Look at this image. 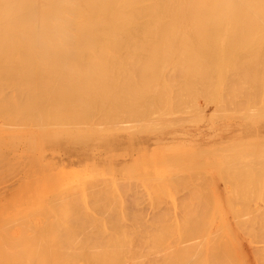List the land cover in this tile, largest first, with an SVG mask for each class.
<instances>
[{"label":"bare ground","instance_id":"obj_1","mask_svg":"<svg viewBox=\"0 0 264 264\" xmlns=\"http://www.w3.org/2000/svg\"><path fill=\"white\" fill-rule=\"evenodd\" d=\"M230 120L235 122H230ZM235 128L238 129L237 133L241 132L242 135L246 133L255 134L253 140L264 139V0H0V157L2 158L5 155L2 154L10 151L11 148L16 150L17 147L21 146L22 149L10 159L7 158L5 161L1 159L0 166L3 163L7 169L13 158L17 156L23 155L24 158H28L24 154L25 151L33 150L35 147H55L60 148V151L62 149V153L48 151L49 161L44 163L45 167L38 168L36 166L38 168L35 167L36 170H33L31 166L26 168L24 179L26 180L28 177V180H31L27 181V188L30 187V184V188H32V181L36 179L35 177L47 173L58 165L61 167V164H74L92 158L94 162L97 155H102V157H98L100 159H108L112 162L118 160L113 154V151L117 149L127 150L126 155L131 156L133 153L143 150L144 145L151 143H169L177 140V137L181 135L184 139L195 135L198 139L206 138L208 140ZM122 132L125 135H122ZM134 132L137 133L134 134ZM182 139L180 138L179 141ZM179 141L177 140V142ZM241 143H243L241 148L244 146L248 148L246 143V145L244 142ZM230 146L227 149L231 148L230 150H232L233 145ZM244 149L246 151V148ZM249 149L246 152L238 150L229 153L228 156L231 155L229 157L223 156L224 151L222 155L218 154L219 152L201 155L211 159L210 162H204L207 167L210 166L217 170L220 168L223 172L227 171L223 169L225 166H227L225 169L228 168L229 170L230 168L228 172L236 168V171H233L235 173L233 175L230 173V175L236 179L238 177L237 181H239L243 177L246 180L248 173L250 174L248 172L245 176L243 172L240 174L239 169H237L238 164L243 162L244 154L251 153L255 148H252L251 151ZM236 152L244 154L236 157ZM262 152H260L262 158H256V161L250 156L251 159L255 163L261 162V159H264ZM256 154L258 155V153ZM188 157L192 158L193 155H181V157L179 154L174 155V160H171L167 167L173 170L180 166L182 158ZM223 158L225 160L222 163L225 166L222 167L219 161ZM19 161L21 163L22 160ZM27 161L25 163L24 160L23 164L27 165L28 163L30 165ZM244 162L246 164V161ZM217 164H220L219 167ZM230 164L234 166L232 167ZM197 166L200 167V165ZM239 166L241 165L239 164ZM252 166L248 169L250 170ZM260 166L264 167L262 164ZM14 168L16 169V166ZM243 169L245 170V167ZM257 169L259 171V168ZM159 170L163 172L162 168ZM131 171L132 174L137 173L136 168L131 169ZM165 171L166 174H170L167 169ZM199 171L196 172L199 173ZM201 171L198 178H201L200 181H202L203 177V181H206L207 174L204 175ZM258 171L254 175H259ZM147 172L148 177V173L152 170ZM191 172L194 171L190 170L189 173L192 174ZM196 172H194L195 176L197 175ZM220 172L222 173V171ZM176 173L175 176L177 177L180 173ZM236 173L238 176H234V174L237 175ZM230 175L225 177L228 178ZM252 176L253 174H250V179ZM6 178L4 177V179ZM142 178L146 179L144 176ZM163 178L165 177H162V181ZM188 178L190 179V177ZM191 178L194 180V177L191 176ZM95 179L91 181L90 178L86 183V187H88V190L86 189L84 192L86 196L81 195L80 188L76 183L73 185H77L78 189L73 187L75 191L69 193L70 190L65 182L59 185L55 183L56 185H53L51 189H43L44 191L40 196L34 192L37 194V199L32 198L39 203L40 209L31 206L29 211L28 207V210H25L28 211V213L25 212L26 214L17 211V205L25 201H22V198L27 188L22 192L19 190L21 194L18 200L14 198L18 191H13L10 195L3 191L7 197L10 198L11 196L18 202L17 205H14V200H12L14 204L10 200L5 201V203L13 204L14 206H10L16 209L17 214H25L22 217L16 216V212H14L15 215L10 214L18 217L17 219L13 216L9 218H14L13 224L14 222L19 224L18 229L19 226L23 225L21 222L23 218H27L29 213V216L32 213H38L41 218L39 217L37 220L32 215L29 218L36 220L33 221L34 224L27 222L29 224L26 225L25 230H22L25 225L21 226V231L16 234L11 232L10 228L13 226L9 228L11 234H9L10 232L7 233V228V232L4 231L5 229L0 231V264H243L242 256L239 255L234 244L237 237L234 238L230 231L224 229L225 225L228 224H225L223 220L218 221L219 223L215 226L212 221L213 218L206 220L196 217L198 220L192 219L193 221H190L186 217L188 221L183 218L185 222H182L184 224L182 227V223L180 224L179 221L180 217L177 216L181 226L178 229L181 230L178 231L177 229V233L174 234L165 228V233L160 232L165 236L160 235V229L163 230V226H168H166L167 221L173 222L166 218L162 219L163 221L166 220L164 223H159L160 218L165 213L160 210L162 208H158L159 201H154L157 202L156 210L159 209L163 215L157 216L160 213L158 211L155 213V217L149 215L153 220L154 218L157 220L162 226L161 228L155 227V225L151 226L152 221L150 222L151 219H148L149 215L146 218L150 222L146 221L150 224L149 228L146 224L144 227L140 226L141 223L146 222H142L140 218L136 219L137 214L134 215L135 217L131 216L136 220H133L134 223L131 222L130 225V221H126L129 217L125 210L124 214L128 217L126 218L122 214L123 218L126 219L125 222L132 228H137L134 229L135 233L138 232V227H140L139 231L145 232L144 234H137L138 236L134 232L132 234V228L130 227V229L129 225L123 223L121 215L112 212L118 206L115 195H110L104 186H101L104 187V191L103 188L100 190L101 187L98 186L101 179L105 181L107 178L95 177ZM127 179L129 178L127 177ZM231 179L233 180L231 188L233 185H236L237 188L240 182ZM258 179L260 180L259 177ZM120 180L121 185L120 181L118 183L121 187L126 178ZM182 180L184 181V179ZM244 180L243 183L246 182ZM104 181H102L103 185L108 181L110 183L109 186H106L107 188L113 184L110 180ZM197 181L195 185L192 183L194 186H186L193 189L197 185ZM11 182H16V179L14 178ZM89 182H93V185ZM158 183L160 184V181ZM202 183L198 185L203 186ZM230 183H232L231 180ZM163 184L162 182L161 187L165 186ZM241 184L239 187H243ZM94 185L100 188L97 189ZM155 185L152 184L154 187ZM205 185L207 186V184ZM69 186L72 188L71 185ZM206 186L201 187V189L206 188ZM86 187L84 185V188ZM5 188L7 187H4L3 190ZM30 188L28 190H31ZM90 189L94 191H90ZM156 189L159 190V187ZM106 190L108 194H106ZM113 190L115 189L113 188ZM160 190L162 189L160 188ZM125 191L128 190L125 189ZM125 191L124 193H126ZM206 191L209 192L205 189L204 194H202L203 191L200 194L205 195ZM243 191L244 189L240 194ZM132 193L134 196V192ZM89 194L97 200L94 203H89L93 207L90 205L92 209L87 210L86 203L90 201L89 198L93 199ZM127 194L125 196H128ZM139 194L137 192V196ZM152 194L154 196L155 193ZM31 195L33 196V194ZM197 195H189L192 196L189 197L191 204L192 198L197 201ZM251 196L249 195V197ZM26 197L24 196L25 199ZM117 197L119 200V196ZM239 197L243 200L241 195ZM242 197H244L243 194ZM2 198L4 197L2 196ZM30 198L26 199L28 203L34 202ZM261 200L264 199L261 198ZM204 201L205 199L202 201L201 209L204 204L205 206L209 204L207 200V204ZM146 202L148 201L146 200ZM179 202L177 203L180 208L185 206L184 202L187 205L190 203L183 199L181 206L182 202L181 204ZM28 203L23 204H26L27 207ZM89 204L88 207L91 208ZM4 205L2 204V206ZM123 205L126 206L127 204ZM21 206L19 205L20 208H22ZM255 206L258 207H254L252 211L258 208L257 210L262 214L259 209L260 205ZM5 207H3L4 210L7 209ZM140 207L142 208V206ZM189 207L191 209V206ZM261 207L264 210V205ZM3 209L2 213L6 212ZM182 209H188V206ZM192 209H194V205ZM192 209L191 211H194ZM238 209L240 208L238 207ZM91 210L92 212H90ZM132 210L131 212H134ZM176 211L175 213H178ZM191 211H189L190 214ZM239 211L241 215L248 212ZM183 212L187 214L186 216L190 215L186 210ZM205 212L206 215H204L208 216L212 211L210 210L208 214L206 210ZM231 212L233 211L231 210ZM224 213L223 211L222 214ZM239 213L238 216L240 217ZM115 214L118 216L119 222L115 219V217L117 218ZM251 215L253 216V214ZM248 216L247 220H244L243 217L241 219L238 217L236 220L234 219L236 215L232 219L237 221L236 224L239 226H247L244 228L249 230L256 228L255 236H260L261 232V235H264V221L256 218L259 220V224L258 221H252V216L251 218L250 215ZM191 217L189 216L190 219ZM29 218H27L28 221H30ZM131 218L129 220H132ZM19 220H21V224L18 223ZM137 220L139 223L137 226H139L135 227ZM6 221L8 222V219ZM3 222L5 223V220L0 218V224ZM178 222L175 220V224ZM252 222L258 223L260 227H251ZM158 223L156 225H159ZM171 223H169L170 228ZM6 225L10 226L7 223ZM171 225L174 226V223ZM177 225L172 226V229L175 230ZM233 225L235 224L233 223ZM2 226L6 227L5 225ZM125 228L126 230H124ZM257 228L260 232L257 231ZM231 230L234 233L232 234L235 235L236 230ZM249 230H246L247 233L251 231V234L254 235L253 230ZM255 236L252 238H257ZM262 238L264 237L261 236ZM135 239L139 241L135 243ZM261 239L259 238L260 241H264ZM169 242L171 245L173 244L172 247ZM142 244H144V249H141ZM261 248H264V244L260 245ZM261 255V258L264 257V254Z\"/></svg>","mask_w":264,"mask_h":264},{"label":"rangeland","instance_id":"obj_2","mask_svg":"<svg viewBox=\"0 0 264 264\" xmlns=\"http://www.w3.org/2000/svg\"><path fill=\"white\" fill-rule=\"evenodd\" d=\"M230 122H235L234 120H230ZM199 125H201V124H199ZM200 127V126H199ZM98 128V127H97ZM96 128V129H97ZM98 129H100V128H98ZM237 131H238V129L237 128H235V129H233V130H231V131H228L227 133H225V134H223V135H221V136H218V137H215V138H209L208 140H206V138L205 139H203V138H200V139H198V137L197 136H195V135H191V138H187V139H184V137L181 135V136H178L177 137V140L179 141V139L180 138H183L181 141H179V142H177V140H174V141H170L169 143L168 142H163V143H154V144H148V145H144V147H143V150H141V151H138V152H135V153H133L131 156H127L126 154H127V150H122V149H117V150H115V151H113V154L115 155V158H118V160H113L112 162L111 161H109L108 159H100V158H98V157H102V155H97V158H96V160L93 162V158L92 159H89V160H81V161H79V162H77V163H74V164H61V167L58 165L57 167H53L52 169H50V171H48L47 173H44V174H42V175H40V176H38V177H35L36 179L35 180H33L32 178V182H33V186H32V188H30L31 187V184L29 185L30 187H28V188H30L31 190H28V188H27V185H28V183H27V181L29 182V181H31V180H28L29 178L27 177L26 178V180L24 179L25 178V172L27 171V169L31 166L32 167V169L33 170H36V166H38V168L39 167H41V168H43V167H45L44 165V163H46V162H48L49 161V157H48V154H49V152H52V151H54V152H61L62 153V149H61V151H60V148H55V147H48V148H45V147H42V148H40V147H35L33 150H31V149H29V150H26L25 151V156H27L28 158H24V156L22 155V156H17V157H15V158H13V161L11 162V164L10 165H8V167H7V169H6V166L5 165H3V163H2V165L0 166V199L2 200L1 202H0V208H2L3 209V207H5V206H9V207H5V208H7V209H9L8 211H7V209H3V211H6V212H4V213H2V209H0V218H3V220H5V223L3 222L2 224H0V231L1 230H4L5 232H7L6 231V228L8 229V232L7 233H9L10 232V229L12 230L11 232H14L13 234H16V233H19L20 231H21V226L23 227L24 225V227L22 228V230H25V227H27L26 225L27 224H29V223H27V222H30V223H32V224H34L33 223V221L35 220V219H39V217L41 218V216H40V214H31V216H29L30 215V213H29V215H27V218H31L32 217V215H33V217L35 218L34 220H32V219H30L29 218V220L30 221H28V219L25 217V218H23V220H22V218H21V220H19V222L18 223H20V221L21 222H23L22 224L23 225H21V226H19V229L17 228L18 227V225H17V223L16 222H14V224L12 223V220L14 219V218H12V219H9L10 218V216H13V215H10L11 213L12 214H14V212H16V209H14V208H12L11 206H14V205H17L16 203H18V202H16L15 200H14V198L16 199V200H18V198H19V195L21 194V192H22V190H24L25 188H27L26 190V192H24V196L26 197V196H28V194L29 193H31V194H33V196L31 195H29L28 197H26V199L28 200L29 198H30V200H32L33 198L32 197H34V199H37V194L35 193L34 194V192H37L38 193V196H40V195H42V191H44V190H46V189H51V188H53V185H56L57 183V185H59L60 183L62 184V182H65L66 184V186H67V188L70 190V192L69 193H72L73 191H75V189H78L77 188V185L76 186H74L75 185V183L76 184H78V187L80 188V192H81V195L83 196L84 195V192L86 191V189L88 190V187H86V183L90 180V178H91V181H92V179H95V177H98L99 179H101V178H107L105 181H104V179L102 180L101 179V181H99V182H101V183H99V185L98 186H104L105 187V189H108V191H109V193H110V195H115V198H116V201H117V207L116 208H114V209H116V210H112V212H116V213H119L121 216V218H122V220L124 221L123 223H125V224H127V226L129 225L127 222L128 221H130L129 223H130V225L132 224V223H134V222H132L134 219L133 218H131V216H133V217H135L134 215L135 214H137V217H135L136 219L137 218H140L141 219V221L142 222H146V221H148V219L150 220V222L152 221H155V222H149L150 224H151V226H153V225H155V227H162L159 223L161 222V224L162 223H164L165 221H163L162 219H166L167 218V220L169 219L170 221H172L173 223H174V226H176L177 224V227H175V230H173L172 229V226L173 225H171V224H173V223H171V222H169V221H167V223L168 224H166V226L167 227H165V226H163V230H161L160 229V231H159V233L161 232V231H163L164 233L166 232V230H170V231H172L174 234L175 233H177L176 232V230L178 229V228H180L181 226L183 227V223L185 222V218L187 217L188 218V220H190V221H193V220H195V219H197L198 217L199 218H202V219H206L207 220V218H209L208 220H210V219H212V221L214 222V225L215 224H218L219 222L218 221H224L225 222V224H228V225H225V227H224V229H227L228 231H230V234L232 235V236H234V238H236L237 237V239H236V241H234V244L236 245L235 246V248H237V251L239 252V255L240 256H242V262H243V264H253V262H254V264H264V261H262V260H264V257H262L261 258V254H264V252H262V251H264V248H261L260 249V245L261 244H264V241H260L259 240V238L261 239V236L262 237H264V235H261L262 234V232H261V234H260V236L258 235V233L260 232L259 231V229L257 230V231H259L258 233H256L257 235H258V237L257 236H255V231H256V228L254 229V228H251L250 230H253L252 231V233H254V235L253 234H251V231L249 230V229H247V228H244V227H247V226H244L243 227V225H241V226H239L238 224H236L237 223V221H234V219H236L237 220V218L239 217L238 216V213L240 212L239 210H241V212L243 211H248V212H244L242 215H241V213H239V215H240V217L238 218V219H241L242 217H243V219L245 220H247L248 218H249V216L248 215H250V218H251V214H253V216H252V221H258V223H259V220L258 219H262V221H264V218H262V217H264V210H262L261 208V206L262 205H264V203H262V202H264V200H261V198L262 199H264V194H262L261 195V193H264V192H262V191H264V172H262V171H264V170H262V169H264V167H261L260 165L262 164V166H264V159H261L262 161L261 162H254L252 159L253 158H255L254 160H256V158L258 159H260V158H262V154L260 153V152H262V150H264V146H262V144H264V141H262V140H264V139H262V140H253V139H255V134H249V133H246V134H244V135H242L241 134V132H238L237 133ZM123 133V134H122ZM122 133H120V134H122V135H125L124 134V132H122ZM126 133V132H125ZM137 132H134V134H136ZM204 137H207V136H204ZM8 139V138H7ZM6 140V139H5ZM4 140V141H5ZM9 141V140H8ZM256 141V142H255ZM258 141H262V142H258ZM241 142H244V144L246 143L247 145H248V148H247V146H244V147H242L241 148V144H243V143H241ZM6 143H8L7 141H6ZM6 143H5V145H6ZM172 143H174V144H179V145H174V144H172ZM260 143H261V145H260ZM245 144V145H246ZM3 146H5L4 144H2ZM2 145H1V148L3 149V147H2ZM10 145H12V144H10ZM227 145V146H226ZM230 145H233V147H232V150H230L231 148H229V149H227ZM236 145V146H235ZM240 147H239V146ZM256 145H259V146H256ZM7 146H8V144H7ZM224 146H226L225 148H224ZM254 146H256V147H254ZM12 147V146H11ZM21 146H19V147H17V149L16 150H13L14 148H11L10 149V151L8 150V151H4V149H3V151L5 152V153H3L2 155H4L2 158L0 157V161H2V160H6L7 158H9L10 159V157L11 156H14V154L16 153V152H21L20 151V148ZM231 147V146H230ZM249 147H251V149H249ZM236 148V149H235ZM240 148V149H239ZM244 148H246V151H248V149L251 151L252 150V148H255V149H253L252 150V155L254 154V156H252V155H250L251 153H248L247 155H246V153L244 154L245 156L243 157V162H241V163H239L241 166H239V164H238V167H237V169H239L238 171L240 172V174H242V172H243V174H245V176L247 175V173L248 172H250V174L252 175L253 174V178L251 177V179H250V174L248 173V175H247V178H246V180H244L241 176V180H239V181H237V179H238V177H237V179H236V177H231V175H233V173H235V172H233V171H236L234 168L233 169H231L232 171L231 172H228L229 170H230V168H229V170H228V168L227 169H225L227 166H225L222 162H224V160H225V158H223V159H221L220 161H219V163H221L222 165V167H223V165L225 166V168H223L224 169V171L225 170H227V171H225V172H223V170H220V168L217 170V169H214V168H212V167H207L206 165H205V163L206 162H210V160L211 159H208V156H202L201 154H207V155H209V153H212V152H214L215 154H217V152H219L218 154H220V155H222V152H223V156L225 155V156H228V154L230 153H233V152H235V151H242V152H246V151H244L245 149ZM59 149V150H58ZM224 149V150H223ZM22 150V149H21ZM254 150H256V151H254ZM259 150H261V151H259ZM49 151V152H48ZM240 151V152H241ZM249 151V152H250ZM254 151V152H253ZM8 152V153H7ZM44 152H45V154H44ZM48 152V153H47ZM239 152H236L234 155L237 157V155H239V156H242L243 154L242 153H240V154H242V155H240V154H238ZM256 153H258V155H259V153H260V155L258 156ZM262 153H264V152H262ZM177 154H179L180 155V157H181V155H183V156H186V155H193V157L192 158H182L181 159V162H180V166L179 167H177V168H175V169H170V168H168L167 167V164H169L170 163V161L171 160H174V158H173V156L174 155H177ZM227 154V155H226ZM229 156H231V155H229ZM228 156V157H229ZM233 156V155H232ZM252 157V159H251V157ZM256 156V157H255ZM148 157V158H147ZM248 157H250V158H248ZM146 158H147V160H146ZM154 158V159H153ZM248 160H250L251 161V163H249L250 161H247L246 159ZM2 159V160H1ZM8 159V160H9ZM150 161H149V160ZM19 160H22L21 161V163H20V161ZM24 160H25V163H26V161L27 162H29L30 163V165H28V163H27V165H24L23 163H24ZM156 161V162H153V161ZM38 161H40L39 163H38ZM99 161V162H98ZM145 161H147V162H145ZM244 161H246V164H245V162ZM257 161V160H256ZM260 161V160H259ZM145 162V163H144ZM205 162V163H204ZM157 164V165H155V164ZM189 163V164H188ZM243 163V164H242ZM254 163H255V165H258V166H255L254 165ZM261 163V164H260ZM37 164V165H36ZM116 164V165H115ZM248 164V165H247ZM18 165V166H17ZM23 165V166H22ZM34 165V166H33ZM197 165H200V167L199 166H197ZM218 165V167H219V165L220 164H217ZM226 165H228V164H226ZM230 165H232V164H230ZM243 165H246V166H243ZM251 165H253L252 167H251V169L249 170L248 168H250V166ZM16 166V169L14 168ZM25 166H27V167H25ZM29 166V167H28ZM171 166H173V165H171ZM186 166V167H185ZM234 165H232V167H233ZM257 167V168H259V171H258V169L256 170L255 169V167ZM260 166V167H259ZM11 167V168H10ZM20 167H22L21 169H19ZM36 167V168H35ZM142 167V168H141ZM145 169H144V168ZM156 167V169H154ZM217 167V168H218ZM222 167H221V169H222ZM230 167V166H229ZM243 167H245V170L243 169ZM254 167V168H253ZM2 168H4V169H2ZM27 168V169H26ZM37 168V169H38ZM133 168H136V170H137V173L136 174H132V171H131V169H133ZM162 168V171L163 172H160V170L159 169H161ZM170 172V174L168 173V174H166V169ZM242 168V169H241ZM247 168V169H246ZM252 168H253V170H252ZM15 169V170H14ZM26 169V170H25ZM32 169H30L31 171H33ZM149 169V170H148ZM214 169V170H213ZM12 170V171H11ZM18 170V171H17ZM147 170H148V172H150V170H152V172H150V173H148L147 172ZM156 172H155V171ZM172 170V171H171ZM181 170H183V171H181ZM194 171V172H198V170H203V171H201V172H203V174L204 175H206V181H205V184H207V186L204 184V181H203V177H202V181H200V179L201 178H198V176H199V173H200V171H199V173H197V175L195 176L194 174V172L192 173V174H190L189 173V171ZM247 170V171H246ZM252 170V171H251ZM167 171V172H168ZM173 171H175V172H173ZM181 171V172H180ZM214 171V172H213ZM219 171H222V173L220 172L219 173ZM237 171V172H238ZM256 171H258L257 173H259V175H254V174H256ZM10 172V173H9ZM35 172V171H34ZM122 172V173H121ZM127 172V174H125ZM146 172L149 174V175H151L150 177H149V175H148V177H147V175H146ZM172 172V173H171ZM180 173V174H178L177 175V177L175 176V173ZM205 172V173H204ZM207 172V173H206ZM228 172V173H227ZM239 172H238V174H239ZM252 172V173H251ZM8 173V174H7ZM64 173V174H63ZM121 173V174H120ZM142 173V174H141ZM174 173V174H173ZM176 173V174H177ZM184 173H188V174H184ZM209 173V174H208ZM226 175H225V174ZM230 173H231V175H230ZM4 174V175H3ZM7 174V175H6ZM125 174V175H124ZM161 174V175H160ZM172 174V175H171ZM181 174H182V176H181ZM189 174H190V176H189ZM203 174H200V175H203ZM237 174V173H236ZM238 174L237 175H235L234 174V176H238ZM239 174V175H240ZM71 175V176H70ZM153 175H154V177H153ZM158 175H160V177H158ZM163 175V176H162ZM168 175H170L169 177H171L170 179H169V177L167 178L166 176H168ZM185 175V176H184ZM194 175V176H193ZM222 175L225 177V176H227V175H230V176H228V178H230V179H228L227 177H223L222 178ZM262 175V176H261ZM6 176H8L7 178H6ZM73 176V177H72ZM132 176V177H131ZM142 176H144V178H146V179H143L142 178ZM191 176L192 177H194V180L191 178ZM244 176V175H243ZM4 177L6 178V179H4ZM12 177V178H11ZM61 177V178H60ZM89 177V178H88ZM92 177H94V178H92ZM127 177L130 179H127ZM162 177H165V178H163V181H162ZM176 177V178H175ZM179 177H181L180 179H179ZM188 177H190V179L188 178ZM195 177H196V179H195ZM249 177V178H248ZM257 177V178H256ZM258 177L260 178V180L258 179ZM16 179V182H11L13 179ZM84 178V179H83ZM126 178V180H124ZM167 178V179H166ZM187 178V179H186ZM198 178V179H197ZM231 178H233L234 179V181H237V182H240V184L241 185H243V187H239L240 186V184H239V186L237 185V188H236V185H233V188H231V184H233V180L231 179ZM68 179V180H67ZM80 179H83L82 181H80ZM98 179V180H99ZM120 179H123L124 180V182H122L123 183V187L125 188V189H127L128 191H125V189H124V191L126 192V193H124V191H123V189H122V186L120 187V185H121V180ZM137 179V180H136ZM161 179V180H160ZM171 181H169V180ZM182 179H184V181L182 180ZM189 179V180H188ZM192 179V180H191ZM205 179V178H204ZM224 179V180H223ZM227 179V180H226ZM256 179H258L257 181H258V183H256L257 181H256ZM96 180V179H95ZM107 180H110V182L111 183H113V184H111L110 185V187H111V189H110V187L109 188H107L106 186L108 185L109 186V181L107 182V183H105V185H103L104 183L102 182V181H104V182H106ZM122 180V181H123ZM127 180H129L128 182H127ZM134 180V181H133ZM145 180H146V182L148 183H146L145 182ZM168 180V181H167ZM173 180H175V181H173ZM177 180H179V181H177ZM198 180V181H197ZM226 180V181H225ZM230 180L232 181V183H230ZM243 180H244V182L246 183H243ZM255 180V182H253ZM35 181V182H34ZM79 181V182H78ZM97 181V180H96ZM120 181V185H119V182ZM140 181V182H139ZM160 181V184L158 183V182ZM178 182V184H177V182ZM182 181V182H181ZM188 181V182H187ZM196 181H197V185L196 186H198V187H192L193 189H189L188 188V186H194L195 184H196ZM208 181V182H207ZM229 181V182H228ZM242 181V182H241ZM95 182V181H94ZM134 182V183H133ZM155 182V183H154ZM162 182L164 183L163 184V186L164 187H161V184H162ZM170 182V183H169ZM174 182V183H173ZM175 182H176V184H175ZM200 182V183H199ZM201 182H203L202 184H204L205 186H206V188H202L201 189V187H205L204 185L202 186V185H198V184H201ZM253 182V183H252ZM24 184V186H23V184ZM26 183H27V185H26ZM56 183V184H55ZM83 183V184H82ZM85 183V184H84ZM172 183V184H171ZM180 183H182V185H180ZM184 183H188V184H184ZM194 185H193V184ZM209 183V184H208ZM211 183V184H210ZM230 183V184H229ZM236 183V182H235ZM234 183V184H235ZM247 183H248V185H247ZM253 185H252V184ZM258 185H256V184ZM13 184V185H12ZM74 184V185H73ZM89 184H92L93 185V182H89ZM102 184V185H101ZM119 185V188H120V190H119V188L117 187L118 185ZM139 184V185H138ZM152 184L153 185H155V187L154 186H152ZM175 184V185H174ZM192 184V185H191ZM237 184V183H236ZM262 184V185H261ZM47 185V186H46ZM69 185H73L72 186V188H69L70 186ZM82 185H83V187H82ZM84 185H85V187L86 188H84ZM96 185H97V183H96ZM96 185H94L95 186V188H97L96 187ZM135 185V186H134ZM149 185V186H148ZM172 185V186H171ZM174 185V186H173ZM178 185V186H177ZM186 185H188V186H186ZM52 186V187H51ZM88 186H90V185H88ZM114 186V187H113ZM140 186V187H139ZM147 186V187H146ZM150 186H151V188H154V189H151L150 188ZM247 186V187H246ZM4 187H7V188H5V190H3L4 189ZM38 187V188H37ZM73 187H75V189H73ZM100 187H98V188H100ZM104 187H101L100 188V190H102V188H103V191H104ZM135 187V188H134ZM139 187V188H138ZM142 187V188H141ZM156 187H159V190H157L156 189ZM174 187H176V188H174ZM180 187V188H179ZM185 187H187V188H185ZM251 188V189H249V188ZM81 188H82V191H81ZM89 188H91L92 189V187H89ZM97 188V189H98ZM113 188L116 190H113ZM131 189L132 190V192H134V196H132V192H131V190H130V192H129V189ZM160 188L162 189V190H160ZM179 188V189H178ZM182 188V189H181ZM184 188V189H183ZM254 190H253V189ZM44 189V190H43ZM67 189V190H68ZM71 189H73L72 191H71ZM84 189V190H83ZM90 189V191H94V190H91ZM96 189V190H97ZM110 189V190H109ZM122 189V190H121ZM143 189V190H142ZM175 189H176V192H175ZM181 189V190H180ZM186 189V190H185ZM197 191H196V190ZM205 189H207V190H209V192H207L206 191V193H205V195H202V194H204V192H205ZM228 189H230L229 191H227ZM239 189V191H240V189H241V191L244 189V191L242 192V194H243V196L246 198H244V197H242V194H240L241 193V191L239 192V191H237ZM248 189V190H247ZM19 190H21V192H19ZM68 190V191H69ZM136 192H135V191ZM139 190H141V191H139ZM157 190V192H154V191H156ZM173 190H174V192H173ZM178 190H180L178 193H177V191ZM200 190H202L203 191V193H202V191L200 192ZM223 190V191H222ZM232 190V191H231ZM262 190V191H261ZM6 192L7 194H9L10 195V193L11 192H13V191H18L19 192V194H17L18 192H16V196H17V198H16V196L12 199L11 198V196H10V198H9V196L7 197L5 194H3L4 192ZM25 191V190H24ZM29 191V192H28ZM76 191H78V190H76ZM98 191V190H97ZM108 191L106 190V194H108ZM111 191V192H110ZM123 191V192H122ZM146 191V193H147V195H146V193H144ZM160 191V192H159ZM162 191H164V192H162ZM198 193V191H199V193H198V195H197V193ZM234 191V192H233ZM259 191H261L260 192V194H259V192L257 193V192ZM28 192V193H27ZM112 192H114V193H112ZM116 192H118V193H116ZM137 192H138V194L140 193V194H142L141 196H140V194L137 196ZM143 192V193H142ZM155 193L154 194V196H153V194L152 193ZM161 194H159V193ZM185 192V193H184ZM236 192V193H235ZM238 192V193H237ZM251 192V193H250ZM253 192V193H252ZM255 192V193H254ZM27 193V194H26ZM77 193V192H76ZM90 193H93V192H90ZM116 193V194H115ZM122 193V194H121ZM128 193V194H127ZM177 193V195H175ZM200 193H202V194H200ZM245 193V194H244ZM14 194V193H13ZM80 194V193H79ZM78 194V195H79ZM87 194H88V192H87ZM119 194V195H118ZM125 194H127L128 196H125ZM147 196H145V195ZM151 194V195H150ZM156 194H158V195H156ZM165 194V195H164ZM180 194V195H179ZM182 194H184V195H182ZM187 194V195H186ZM193 195V196H195V195H197V201H196V199L195 198H192L193 199V202H192V204H191V201H190V199L191 198H189V197H192V196H189V195ZM213 194V195H212ZM235 194V195H234ZM247 194H248V196H247ZM255 194V195H254ZM36 197H35V196ZM90 195V194H89ZM88 195V196H89ZM93 195V194H92ZM122 195H124V197H122ZM130 195V196H129ZM200 195V197H198ZM202 195V196H201ZM208 195H209V197H208ZM212 195V196H211ZM233 195V196H232ZM241 195V198L243 199V200H241L240 199V196ZM249 195L251 196V195H253V196H251V197H249ZM2 196L4 197V198H2ZM22 196V195H21ZM24 196H23V198H24ZM84 196H86V194L84 195ZM91 196V195H90ZM117 196H119V200H121V201H119V200H117L118 199V197ZM121 196V197H120ZM145 196V197H144ZM153 196V198H150V197H152ZM157 196V197H156ZM181 196H183V197H181ZM235 196V197H234ZM256 197V199H255V197ZM261 196V197H260ZM5 197H7V198H5ZM127 197V198H126ZM138 197H140V198H138ZM143 197V198H142ZM155 197H156V200H155ZM165 197V198H164ZM189 199H188V198ZM206 197V198H205ZM211 198V199H209L208 200V198ZM238 197V198H237ZM247 197H249V198H247ZM9 198V199H8ZM22 198V201L23 200H25V201H23V203H25V202H27L28 203V201L24 198L23 199ZM89 198V197H88ZM88 198H87V200H88ZM91 198H93V199H90L89 198V202H87L86 203V205H87V210H89V209H92V205L91 204H89V203H91V202H93L94 203V201H96L97 199L95 198V197H92L91 196ZM94 198H95V200H94ZM121 198V199H120ZM147 198H149V199H147ZM201 198H204L205 199V201L204 202H206V200H207V202L209 203L208 204V206H205V204H204V202H203V204H204V207H203V205H202V209H201V204H202V201L204 200V199H201ZM229 198V199H228ZM237 198V199H236ZM259 198H260V200H259ZM33 199V201L34 202H36L37 203V201H35ZM123 199V200H122ZM150 199H154V200H150ZM167 199V200H166ZM183 199H184V201H186L187 203H189L188 205L187 204H185V202H184V207H187L188 206V209H182V208H184V207H182V208H180V205L177 203V202H179V201H183ZM195 199V200H194ZM200 199V200H199ZM238 199H239V202H238ZM251 199H253V200H251ZM258 199V200H257ZM7 200L9 201H11L12 202V200H14V202H15V204H14V202H12L13 204L11 205V203L10 204H6L5 203V201L7 202ZM146 200L148 201V202H146ZM170 200H173V201H170ZM175 200V201H174ZM187 200H189V201H187ZM237 200V201H236ZM22 201H21V197H20V202L22 203ZM119 201V202H118ZM123 201V202H122ZM127 201V203H125ZM154 201H159L158 202V208H162V209H160L162 212H165V213H167L166 215H168V216H166L165 215V213H164V215H163V213L159 210V209H157L156 210V207H157V205H156V203L157 202H154ZM235 201V202H234ZM32 202V201H31ZM30 202V203H31ZM34 202H32L31 203V205H29L30 203H28L27 204V207H26V204H18L17 206H18V210L17 211H19V212H21V213H28V211H25V210H28L29 209V211H30V208H32V207H36V209H40V206L38 205L39 203H34ZM136 202H137V205H136ZM143 202V203H142ZM160 202H162V203H160ZM167 202V203H166ZM181 202H179L180 204H181ZM197 203V204H194V203ZM199 202H200V205H199ZM207 202H206V204H207ZM233 202H234V204H233ZM241 202H242V204H241ZM252 202V203H251ZM256 204H255V203ZM259 202V203H258ZM127 204L126 206H124L123 204ZM138 203H140V204H138ZM148 203V204H147ZM212 203V204H211ZM245 205H244V204ZM251 203V204H250ZM2 204L4 205V206H2ZM88 204H89V206L91 207V208H89L88 207ZM145 204H147V205H145ZM150 204V205H149ZM154 204H155V207H154ZM172 204V205H171ZM260 205V207H259V209L261 210V212H262V214L260 213V211L259 210H257V209H255V211H252V210H254L253 208L255 207H258V206H255V205ZM11 205V206H10ZM19 205L22 207V208H20L19 207ZM25 205V206H24ZM121 205H123L124 206V209L122 208L123 206H121ZM149 205V206H148ZM162 205H163V207H162ZM170 205V206H169ZM183 205V202H182V204H181V206ZM187 205V206H186ZM193 205H194V209H192V207H193ZM196 205V206H195ZM223 205V206H222ZM234 205V206H233ZM240 205V206H239ZM243 205V206H242ZM32 206V207H31ZM121 206V207H120ZM138 207V208H140V209H138V208H136V207ZM140 206H142V208L140 207ZM189 206H191V209L192 210H194V211H191V209H189L190 207ZM211 206V207H210ZM213 206V207H212ZM236 206H237V208H236ZM245 206H247V207H250V208H247V207H245ZM25 207V209H23ZM29 207V208H28ZM120 207V208H119ZM167 207V208H166ZM210 207V208H209ZM238 207L240 208V209H238ZM244 207V208H243ZM12 208V210H10ZM28 208V209H27ZM150 208V209H149ZM152 208V209H151ZM173 210H172V209ZM177 208V209H176ZM204 208H205V210L207 211V214L209 213V211L211 210L212 212H213V214H211L212 212H210V215L208 214V216H211V217H208V216H205L206 215V212H205V210H204ZM207 208H209V209H207ZM252 208V209H251ZM14 209V210H13ZM33 209H35V208H33ZM35 209V210H36ZM121 209V210H120ZM128 209V210H127ZM133 209V210H132ZM155 209V210H154ZM165 209V211H163ZM170 209V210H169ZM179 209V210H178ZM200 209H201V211H200ZM21 210V211H20ZM124 210V211H123ZM125 210H126V214H127V216L129 217V218H131L132 220H129V218L128 217H126V215L124 214V212H125ZM131 210L132 211H134V212H131ZM141 210V211H140ZM168 212H167V211ZM172 210V211H171ZM177 210V211H176ZM182 210V211H181ZM183 210L185 211L186 210V212L188 213L189 211H191V214H190V212H189V216H192L191 217V219L189 218V216H186L187 214L185 213V212H183ZM217 210V211H216ZM221 210V211H220ZM231 210L233 211V212H231ZM31 211H33L32 209H31ZM129 211H130V213H133V214H130L129 213ZM135 211H137V212H139V213H137V212H135ZM154 211V212H153ZM156 211V212H155ZM160 212V213H158V212ZM169 211H170V213H169ZM175 211L176 212H178V213H175ZM196 211V212H195ZM216 211V212H215ZM219 211V212H218ZM225 212L224 214H222V212ZM251 211V212H250ZM89 212V211H88ZM90 212H92V210L90 211ZM180 212H181V214H180ZM192 212H194L195 213V215H194V213H192ZM199 212V213H198ZM215 212V213H214ZM238 212V213H237ZM7 213V214H6ZM25 213V214H26ZM155 213H158V215L157 216H162L161 218L160 217H158V218H160V221H159V223L157 222V220H155V218H154V220H153V218L152 217H155ZM172 213H173V215H172ZM185 213V214H184ZM197 213V214H196ZM219 213V214H218ZM234 213H237V214H234ZM247 213V214H246ZM251 213V214H250ZM257 213V214H256ZM260 213V214H259ZM15 214H17V212L15 213ZM14 214V215H15ZM20 213H18L16 216H18ZM25 214H23V215H25ZM118 214V215H119ZM122 214H124V217H126V218H128L127 220L125 219V218H123V216H122ZM149 214H151V216L149 215ZM162 214V215H161ZM205 214V215H204ZM214 214H215V217H214ZM218 214V217H219V219H218V217H216V215ZM234 214V215H233ZM244 214H246V215H244ZM2 215V216H1ZM23 215H19V216H23ZM35 215V216H34ZM39 215V216H38ZM116 215V214H115ZM149 215V216H148ZM175 215V216H174ZM204 215V216H203ZM220 215V216H219ZM236 215V217L234 218V219H232L234 216ZM244 215V216H243ZM258 215V216H257ZM259 215H261V216H259ZM5 216V217H4ZM16 216H13V217H16ZM18 216V217H19ZM98 216H101V215H98ZM117 216V215H116ZM147 216H148V219H146L147 218ZM177 216H178V218L180 219L179 221H180V224H181V226H180V224H179V222H178V218H177ZM18 217H16V219L18 218ZM113 217H114V215H113ZM119 217V219H121ZM150 217V218H149ZM165 217V218H164ZM181 217H182V219H181ZM197 217V218H196ZM204 217V218H203ZM220 217H222V218H220ZM224 217V218H223ZM8 219V222L6 221V219ZM157 218V217H156ZM171 218V219H170ZM174 219V221H173V219ZM184 218V219H183ZM187 218H186V221H188L187 220ZM256 218H258V219H256ZM115 219H117L118 220V216H117V218L115 217ZM135 219V220H136ZM193 219V220H192ZM216 219V220H215ZM218 219V220H217ZM226 219H228V221H226ZM230 219V220H229ZM242 219V220H243ZM250 219V220H251ZM254 219H256V220H254ZM11 220V221H10ZM25 220H27V221H25ZM31 220H32V222H31ZM117 220H115V223H117V222H119V220L117 221ZM125 220L127 221V222H125ZM134 220V221H135ZM139 220V219H138ZM138 220L136 221V224H135V227L137 226V224H139V223H137L138 222ZM159 220V219H158ZM175 220L178 222L177 224H175ZM198 220V219H197ZM200 220V219H199ZM1 221H2V219H1ZM36 221V220H35ZM117 221V222H116ZM121 221V220H120ZM141 221H140V223H141ZM234 221V222H233ZM26 222V223H25ZM132 222V223H131ZM148 222H146V223H141V227H144V225L146 224L148 227L147 228H149V223ZM254 222V223H255ZM261 222V221H260ZM6 223L7 224H10V226L9 225H6ZM148 223V224H147ZM156 223H158L159 225H156ZM169 223H171L170 224V226H171V228L169 227ZM233 223L235 224V225H233ZM253 223V222H252ZM253 223V224H254ZM257 223V224H258ZM21 224V223H20ZM252 224V225H253ZM256 224V223H255ZM251 225V227H260L259 226V224L257 225ZM1 225H5L6 227L4 228V226H2L1 227ZM128 226L129 228L131 227V226ZM164 225V224H163ZM233 225V226H232ZM8 226V227H7ZM13 226V228H10V227H12ZM133 226V225H132ZM139 226V225H138ZM137 226V227H138ZM151 226H150V228H151ZM173 226V227H174ZM179 226V227H178ZM216 226V225H215ZM228 226V227H227ZM262 226V225H261ZM227 227V228H226ZM236 227V228H235ZM10 228V229H9ZM19 230H17V229ZM132 228V227H131ZM130 228V229H131ZM139 228V230H140V227H138ZM153 228V227H152ZM165 228H166V230H165ZM229 228V229H228ZM249 228V227H248ZM262 228V227H261ZM260 228V229H261ZM16 229V230H15ZM128 229V228H127ZM130 229H129V231H130ZM134 229L136 230L137 228H132L131 230H133L132 231V234H134L135 233V231H134ZM142 229V228H141ZM159 229V228H158ZM172 229V230H171ZM231 229H233V230H236L235 231V235H236V233H237V235L235 236V235H233L234 233L232 232V230ZM124 230H126V228L124 229ZM138 230V232L136 231V235L137 234H144L142 231H139ZM181 229H178V231H180ZM237 230H239V231H237ZM249 230L250 231V233H247V231ZM16 231V232H15ZM18 231V232H17ZM145 231V230H144ZM175 231V232H174ZM244 231V232H243ZM11 232L9 233V234H11ZM134 232V233H133ZM163 232H161V233H163ZM246 232V233H245ZM160 233V235H163V234H161ZM185 233V232H184ZM233 233V234H232ZM245 233V234H244ZM126 234H127V232H126ZM129 234V233H128ZM132 234H129V235H132ZM249 234H251L250 236H249ZM138 236V235H137ZM137 236H134L135 238L137 237ZM165 236V234L163 235V237ZM252 236L254 237H257V238H252ZM250 237H251V239H250ZM246 238V239H245ZM136 241H135V243H137V241H139L138 239H135ZM251 240V241H250ZM259 242H258V241ZM261 240H264V238H262ZM170 241V240H169ZM171 243H173V244H175L174 242H172V240L170 241ZM169 242V244H170V246L172 247V245H171V243ZM133 243H134V238H133ZM139 243V242H138ZM257 245H256V244ZM260 243V244H259ZM249 244V245H248ZM251 244V245H250ZM143 245L144 244H142V248L141 249H144L143 248ZM252 245H256V246H252ZM257 246H259V247H257ZM204 247V246H203ZM252 247H254V248H252ZM245 249V250H244ZM249 251V252H248ZM246 254V255H245ZM248 254H249V256H248ZM260 256V257H259ZM253 258V259H252ZM159 261H160V259H159ZM262 261V262H261Z\"/></svg>","mask_w":264,"mask_h":264}]
</instances>
